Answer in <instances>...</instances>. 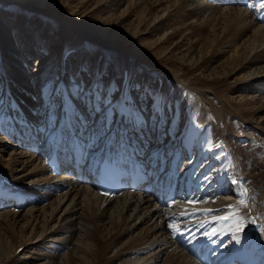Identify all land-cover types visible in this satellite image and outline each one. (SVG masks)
I'll return each mask as SVG.
<instances>
[{
  "label": "bare ground",
  "instance_id": "obj_1",
  "mask_svg": "<svg viewBox=\"0 0 264 264\" xmlns=\"http://www.w3.org/2000/svg\"><path fill=\"white\" fill-rule=\"evenodd\" d=\"M0 1V264H264V0ZM105 156L189 200L70 175Z\"/></svg>",
  "mask_w": 264,
  "mask_h": 264
},
{
  "label": "rangeland",
  "instance_id": "obj_2",
  "mask_svg": "<svg viewBox=\"0 0 264 264\" xmlns=\"http://www.w3.org/2000/svg\"><path fill=\"white\" fill-rule=\"evenodd\" d=\"M215 2H216V0H215ZM2 8H7V9H9V10H11V11H12V10H17V9H19V7H18L17 4H13V3H9V2H3V1H0V9H2ZM25 11L28 12V13H26L27 18L35 17V15H34L33 12H30V11H28V10H25ZM41 17H42L43 22L48 23V24H50V23L55 24V23L58 21V20L54 19L52 16H49V15H42ZM55 20H56V21H55ZM54 22H55V23H54ZM125 39H126V38H125ZM87 45L89 46L88 43H87ZM136 53L139 54V51L136 50ZM142 67H143V70H145V71L151 73V75H154V74H160L159 71H158L153 65H151L150 63H146V62H145V63L142 65ZM31 150H34V148L31 149ZM20 255H21V254H20Z\"/></svg>",
  "mask_w": 264,
  "mask_h": 264
},
{
  "label": "snow or ice",
  "instance_id": "obj_3",
  "mask_svg": "<svg viewBox=\"0 0 264 264\" xmlns=\"http://www.w3.org/2000/svg\"><path fill=\"white\" fill-rule=\"evenodd\" d=\"M261 7H264V4H261ZM233 183H236V181H233ZM244 191L246 192L247 190L245 189ZM189 203H192V201H189ZM240 203L241 204H244V201H241ZM245 207H246V205H245ZM224 219H228V217H224ZM169 227H171V225H169ZM243 227H244V225H243V223H241L238 226L237 231H242L243 230ZM174 231H175V229H174Z\"/></svg>",
  "mask_w": 264,
  "mask_h": 264
}]
</instances>
